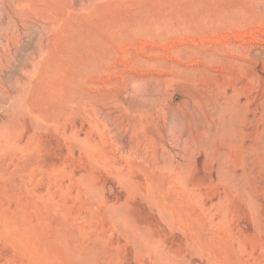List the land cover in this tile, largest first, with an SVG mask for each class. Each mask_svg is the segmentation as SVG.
<instances>
[{"label": "rangeland", "instance_id": "obj_1", "mask_svg": "<svg viewBox=\"0 0 264 264\" xmlns=\"http://www.w3.org/2000/svg\"><path fill=\"white\" fill-rule=\"evenodd\" d=\"M0 264H264V0H0Z\"/></svg>", "mask_w": 264, "mask_h": 264}, {"label": "bare ground", "instance_id": "obj_2", "mask_svg": "<svg viewBox=\"0 0 264 264\" xmlns=\"http://www.w3.org/2000/svg\"><path fill=\"white\" fill-rule=\"evenodd\" d=\"M221 128H222V127H221ZM232 128H234V127H232ZM203 133L205 134V132H203ZM229 133H231V132H229ZM240 133H241V132H240ZM215 134H216V133H215ZM211 135H212V134H210V136H211ZM213 135H214V134H213ZM240 135H241V134H240ZM229 136H230V135H228V137H229ZM231 136H232V135H231ZM211 137H212V136H211ZM233 137H234V136H233ZM230 138H231V141H232L233 138H232V137H230ZM230 138H229V140H230ZM236 138H237V137H236ZM225 139H226V138H225ZM227 139H228V138H227ZM211 140H213V138H211ZM209 141H210V139H209ZM209 141H208V142H209ZM211 142H213V141H211ZM206 144H207V142H206ZM208 144H209V143H208ZM230 144H231V143H230ZM229 147H230V146H229ZM209 148H210V147H209ZM225 157H226V156H225ZM221 162H222V161H221ZM221 164H222V163H220V166H221ZM223 165H224V164H223ZM221 167H222V166H221ZM225 167H226V165L224 166V168H225ZM226 168H227V167H226ZM220 169H221V168H220ZM226 172H227V171H226ZM242 173H244V172H242ZM242 173H240V174H242ZM227 174H228V173H227ZM230 174H231V173H230ZM240 174H239L238 176L241 177ZM223 175H224V174H223ZM225 176H226V175H225ZM229 177H231V176H229ZM229 177H228V178H229ZM237 178H239V177H237ZM230 179H233V178H230ZM230 179H229V180H230ZM234 180H236V179H233V182H234ZM239 180H240V178H239ZM248 180H249V179H248ZM230 181H231V180H230ZM236 182H237V181H236ZM248 183H249V182H248ZM233 184H234V183H233ZM249 184H250V183H249ZM230 185H231V184H230ZM234 185H235V184H234ZM247 186H248V185H247ZM232 188H233V187H232ZM241 192H242V191H241ZM244 192H245V190H244ZM244 192H243V193H244ZM245 194H246V192H245ZM247 194H248V193H247ZM247 194H246V195H247ZM242 195H243V194H242ZM249 195H250V194H249ZM247 196H248V195H247ZM242 197H244V196H242ZM242 197H240V198H242ZM245 197H246V196H245ZM238 198H239V196H238ZM246 198H247V197H246ZM248 198H249V197H248ZM244 199H245V198H244ZM249 200H250V199H249ZM246 201H247V199H246ZM248 203H249V201H248ZM247 205H248V204H247ZM253 210H254V209H253ZM256 210H257V209H256ZM257 211H258V210H257ZM254 213H255V212H254ZM256 214H257V213H256ZM258 215H259V212H258Z\"/></svg>", "mask_w": 264, "mask_h": 264}]
</instances>
